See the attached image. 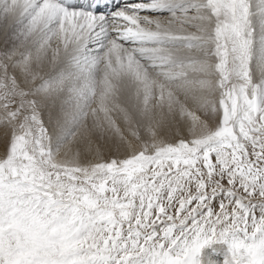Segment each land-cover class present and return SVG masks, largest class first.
<instances>
[{
  "label": "snow or ice",
  "instance_id": "6c2138e0",
  "mask_svg": "<svg viewBox=\"0 0 264 264\" xmlns=\"http://www.w3.org/2000/svg\"><path fill=\"white\" fill-rule=\"evenodd\" d=\"M0 33V264H198L213 242L264 264L251 0H0ZM66 106L53 149L43 113Z\"/></svg>",
  "mask_w": 264,
  "mask_h": 264
},
{
  "label": "bare ground",
  "instance_id": "6f19581e",
  "mask_svg": "<svg viewBox=\"0 0 264 264\" xmlns=\"http://www.w3.org/2000/svg\"><path fill=\"white\" fill-rule=\"evenodd\" d=\"M254 1H259V0H254ZM260 1H261L260 5L259 6L256 5L255 7L253 6L252 9L254 11H256V9L260 7V11L262 12L260 15L262 16V18H264V0H260ZM92 2H93V0H60V3L63 4L68 9H83L85 11L91 10L97 14L102 13L104 15H105V12L108 10V11H110V13L107 16H109L111 13L115 12L118 8L123 7L125 4L134 3V2H136V0H105V1L102 0V2L100 4H98L96 6V8H94V9L91 8ZM260 11H259V13H260ZM261 31H262V34L260 33L261 38H264V34H263L264 29H262ZM2 41H3V34L0 33V43H2ZM94 47L95 46H93V50H94ZM74 70L75 69L71 63V59L67 58V59L62 60L56 67L51 69V72L56 76H60L62 74L73 72ZM65 108L67 111H66L65 115H63L62 119H60L59 122L56 119H55V121L57 122V124H60V127L63 123H66L67 126H69V127H67V129L62 131V132L57 131V134H56L57 140H61V138L67 137L66 135H69L70 133L73 134L76 130L74 132H72L71 128L73 127V125H75L79 122V120H78L79 113L70 107L66 106ZM50 120H52V119H50ZM53 121H54V119H53ZM48 126H53V125L48 124ZM54 129L55 128H53L52 130L54 131ZM71 134H70L69 139L72 136ZM218 252L213 251L211 253H208V255H205L203 257V260L201 261L202 264H219L220 259H221V252L220 253H218Z\"/></svg>",
  "mask_w": 264,
  "mask_h": 264
},
{
  "label": "rangeland",
  "instance_id": "374dc122",
  "mask_svg": "<svg viewBox=\"0 0 264 264\" xmlns=\"http://www.w3.org/2000/svg\"><path fill=\"white\" fill-rule=\"evenodd\" d=\"M252 2H251V12H252V21H253V27L255 28V33H254V36H255V40H256V48L257 49H259V47H260V44H261V40H262V38H261V34H262V28H261V22H262V20H264V18H262V16L260 15L262 12L260 11V7L259 8H255L256 9V11L258 12H256V11H254L253 9H252V7L254 6H256V5H260V3H261V1L259 0V1H254V0H251ZM256 3V4H255ZM258 3V4H257ZM259 11H260V13H259ZM256 12V13H255ZM259 32V33H258ZM261 33V34H260ZM263 34H264V31H263ZM260 36V37H259ZM260 43V44H259ZM56 111H59L58 109L56 110ZM66 108H65V110H64V115H65V113H66ZM50 115V116H49ZM43 118H44V121H45V123H46V125L48 126V124L49 125H53V126H48V128H49V131L50 132H52L53 130V128H55L54 129V131H55V136L54 137H50V141H51V147L53 148V149H55L58 145H60V144H62V143H65V142H67L68 141V139H69V137H70V134L69 135H66L67 137H63V138H61V140H57L56 139V134H57V131L58 132H62V131H64V130H66L67 129V127H69V126H67V124L66 123H63L62 125H61V127H60V124H57V122L55 121V119L54 118H52V112H50V111H46L45 113H43ZM50 119H52V120H50ZM53 119H54V121H53ZM52 121V122H51ZM56 122V123H55ZM53 123V124H52ZM57 125V126H56ZM51 127V128H50ZM63 127V128H62ZM74 127V128H73ZM73 129L71 128V130H72V132H74L76 129H77V127H78V123L77 124H75V125H73ZM58 128V129H57ZM72 135V134H71ZM218 249V250H217ZM213 251H219L218 253H220L221 252V259H220V262H219V264H224V260H225V258H226V253H227V247H226V245L224 244V243H222V242H213V243H211V244H209V245H207V246H205V247H203L201 250H200V253L198 254V257H197V260H198V264H202V260H203V257L205 256V255H208V253H211V252H213Z\"/></svg>",
  "mask_w": 264,
  "mask_h": 264
}]
</instances>
